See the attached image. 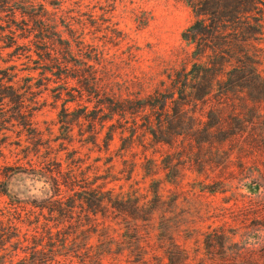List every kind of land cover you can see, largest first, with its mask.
I'll return each instance as SVG.
<instances>
[{
  "label": "rangeland",
  "instance_id": "1",
  "mask_svg": "<svg viewBox=\"0 0 264 264\" xmlns=\"http://www.w3.org/2000/svg\"><path fill=\"white\" fill-rule=\"evenodd\" d=\"M62 1L0 0V264H23L34 242L47 264H264V98L209 96L200 113L214 134L201 130L193 145L131 144L119 128L109 141L108 124L80 118L76 102L63 113L78 84L66 85L38 56L33 7L42 3L84 31L108 67L130 78L163 69L186 45L182 33L197 16L187 0ZM258 43L264 48L263 36ZM221 116L227 126L220 129ZM70 173L80 181L98 173L108 187L139 195L158 180L165 204L152 220L137 222L143 237L130 242L124 235H134L133 221L126 228L122 214H93L79 200L80 186L60 190ZM163 227L171 234L159 239ZM169 235L184 249L178 258L168 257Z\"/></svg>",
  "mask_w": 264,
  "mask_h": 264
},
{
  "label": "trees",
  "instance_id": "2",
  "mask_svg": "<svg viewBox=\"0 0 264 264\" xmlns=\"http://www.w3.org/2000/svg\"><path fill=\"white\" fill-rule=\"evenodd\" d=\"M187 2L197 19L182 33L186 45L174 52L173 58L164 60L160 71L142 76L134 74L131 78L110 69L104 50L88 42L84 31L79 32L64 20L61 25L56 12H51L42 3H39V9L33 7L29 17L37 23L42 42L36 45L38 56L66 85L69 80H76L78 84L76 93H67L64 98L63 113L69 110V102H76L83 110L80 118L99 121L103 127L108 124L109 141L114 139L115 129L119 128L121 139L131 144L136 139L145 141L149 138L159 144L185 141L193 145L201 130L208 135L214 134V125L200 113L204 112L202 109L208 104L209 96L245 93L264 98V48L258 43L259 36L264 37V9L260 8L264 0ZM65 33L68 37L63 35ZM209 108L215 110L213 106ZM226 120L219 117L217 126L225 128ZM62 122L68 124L67 133H70L73 129L70 121ZM127 131L129 135L125 136ZM109 146L107 143V149ZM99 178L104 181L97 183ZM61 184L70 190L80 186L83 196L79 200L93 214L110 212L113 217L122 214L126 228L128 221H133L134 235L124 236L134 238L130 242L135 243L143 237L137 222L152 220L155 212L165 204L162 182L158 180H153L148 194L141 195L124 192L123 187L120 190L115 186L108 187L107 177L98 173H86L81 181L70 173L58 184L60 190ZM149 194L153 197L149 198ZM59 202L61 207L57 211L64 214L69 209L63 206L61 199ZM103 218V227H110L111 223L105 216ZM143 226L146 228L148 223ZM27 233H24L25 238ZM166 233L171 234L163 227L159 239ZM169 236L174 241L168 249V257L178 258L184 249L173 235ZM33 244L30 257H23L22 263L47 264L37 257L40 244Z\"/></svg>",
  "mask_w": 264,
  "mask_h": 264
}]
</instances>
